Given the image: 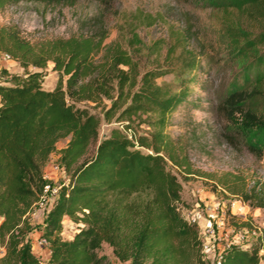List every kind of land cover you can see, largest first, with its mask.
I'll use <instances>...</instances> for the list:
<instances>
[{
	"label": "trees",
	"instance_id": "16d2710c",
	"mask_svg": "<svg viewBox=\"0 0 264 264\" xmlns=\"http://www.w3.org/2000/svg\"><path fill=\"white\" fill-rule=\"evenodd\" d=\"M21 1L73 6L83 0H0V9ZM94 1L104 9L111 0ZM238 12L260 24L251 33L227 27L225 59L237 67H251L254 82L264 80V0H189ZM88 35L30 42L15 26H0V54L22 70L0 71V264H110L97 255L102 245L120 263L208 264L195 223L180 214L181 186L167 162L186 176L195 174L185 157L175 153L166 133L170 117L185 105L187 86L197 83L199 63L183 61L189 72L177 91L156 80L164 70L138 69L117 44L105 45L99 16L87 19ZM58 80L52 90L42 87L43 70ZM31 69V70H30ZM102 109V120L114 116L116 127L98 139L101 118L76 104ZM227 122V140L242 144L253 156L264 157V90L259 85L231 91L218 105ZM145 115L147 130L136 133L129 120ZM128 132L131 136L128 137ZM67 139L56 150V144ZM52 153L66 180L46 208L40 232L48 256L37 259L26 241L28 216L47 184L43 169ZM182 170V171H181ZM195 172V173H194ZM238 177L217 180L214 186L264 210V187L252 182L241 188ZM239 184V185H237ZM74 227L70 239L61 236L63 222ZM232 226L244 227L231 221ZM260 245L249 249L229 246L214 264H259Z\"/></svg>",
	"mask_w": 264,
	"mask_h": 264
},
{
	"label": "rangeland",
	"instance_id": "374dc122",
	"mask_svg": "<svg viewBox=\"0 0 264 264\" xmlns=\"http://www.w3.org/2000/svg\"><path fill=\"white\" fill-rule=\"evenodd\" d=\"M99 16L105 28V45L117 44L125 50L142 70H164L165 74L155 82L177 91L189 72L181 71L183 61L193 58L199 63L195 73L197 83L189 84L187 103L171 115L166 133L172 138L175 153L185 157L195 174L186 176L167 162V169L177 177L181 186V216L195 223L201 237L204 259L214 264L221 252L229 246L249 249L260 245L259 264H264V210L252 208L239 195H231L214 186L217 180L238 177L241 188L248 189L252 182L264 187V157L253 156L242 144L228 141V122L218 111L221 100L235 89H246L259 85L264 90V80L254 82L251 67H237L225 59L227 27H240L251 33L262 31L260 24L247 21L236 11L210 8L189 0H111L107 8L94 1H79L73 6L44 5L21 1L16 5L0 9V26H15L22 37L30 42L88 35L93 25H84L87 19ZM50 63L43 70L42 87L52 90L57 84V74L50 70ZM8 75H20L18 64L0 60V71ZM31 70V69H30ZM8 77H4L6 79ZM0 74V81L4 80ZM109 101L95 106L82 102L85 108L99 115L101 123L98 139L118 126L114 117L102 120V109ZM145 115L131 117L129 123L136 133L147 130ZM67 139L56 144L62 148ZM52 153L47 162V184L59 187L66 180L62 167ZM182 171V170H181ZM239 185V184H237ZM46 208L28 216L31 226L26 236L33 255L41 263L48 253L38 246L42 221ZM231 221L246 224L232 226ZM74 227L64 221L61 236L70 239ZM97 255H104L110 264L120 263L114 259L110 249L102 245ZM2 253L0 254V257Z\"/></svg>",
	"mask_w": 264,
	"mask_h": 264
},
{
	"label": "built area",
	"instance_id": "2783aa9c",
	"mask_svg": "<svg viewBox=\"0 0 264 264\" xmlns=\"http://www.w3.org/2000/svg\"><path fill=\"white\" fill-rule=\"evenodd\" d=\"M9 59L10 58L6 54H0V60L5 61ZM127 134H128V137L131 136L130 132H128ZM58 188L59 187H52L48 184H45L42 188L41 194L38 197L37 202L32 206V209L29 215H33L37 211L47 208L52 203V201L55 199L57 192H58ZM36 244L38 246L45 247L48 253L46 242L44 241L43 238H41V236L38 237Z\"/></svg>",
	"mask_w": 264,
	"mask_h": 264
},
{
	"label": "crops",
	"instance_id": "0c3cea01",
	"mask_svg": "<svg viewBox=\"0 0 264 264\" xmlns=\"http://www.w3.org/2000/svg\"><path fill=\"white\" fill-rule=\"evenodd\" d=\"M57 157V156H56ZM47 172H48V167L47 164L45 165L44 169H43V178L44 179H49V177L47 176ZM66 221V220H65ZM68 222V221H67Z\"/></svg>",
	"mask_w": 264,
	"mask_h": 264
}]
</instances>
